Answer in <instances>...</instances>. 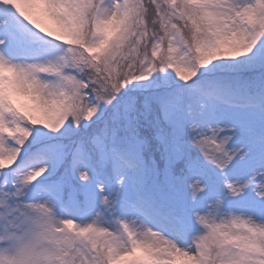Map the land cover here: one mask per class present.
Masks as SVG:
<instances>
[{
    "label": "snow or ice",
    "instance_id": "6c2138e0",
    "mask_svg": "<svg viewBox=\"0 0 264 264\" xmlns=\"http://www.w3.org/2000/svg\"><path fill=\"white\" fill-rule=\"evenodd\" d=\"M0 264H264V0H0Z\"/></svg>",
    "mask_w": 264,
    "mask_h": 264
}]
</instances>
